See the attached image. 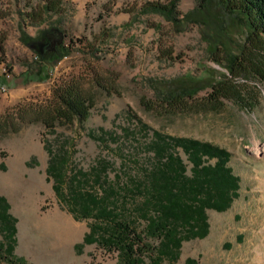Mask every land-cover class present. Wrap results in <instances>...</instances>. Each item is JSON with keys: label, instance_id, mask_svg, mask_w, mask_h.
I'll list each match as a JSON object with an SVG mask.
<instances>
[{"label": "rangeland", "instance_id": "374dc122", "mask_svg": "<svg viewBox=\"0 0 264 264\" xmlns=\"http://www.w3.org/2000/svg\"><path fill=\"white\" fill-rule=\"evenodd\" d=\"M53 1L55 7L46 11V0H0V84L7 88L0 89V196L18 220L15 254L31 264H122L119 251L84 243L93 220L76 218L57 196L47 174V147L67 152L68 174L84 173L80 184L110 196L143 230L136 208L141 195L131 179H144L154 162L152 139L159 131L228 150L240 187L227 210L207 209L205 237L184 240L175 261L146 256L145 264H186L188 258L197 264H264V78L250 74L238 52L244 48L248 61L264 60V46L236 37L233 52L242 66L233 77L224 48L216 54L221 63L213 59L201 25L175 26L146 8L172 0ZM200 1L179 0L177 15L196 10ZM52 28L62 33L70 52L54 57L46 80H29L25 72L38 52L21 40L22 31L34 42ZM222 73L232 82L223 94L206 88L176 105L154 87L163 79H220ZM66 89L84 101L86 118L64 102ZM178 153L190 174L188 155L182 148ZM105 161L101 181L96 175Z\"/></svg>", "mask_w": 264, "mask_h": 264}, {"label": "trees", "instance_id": "16d2710c", "mask_svg": "<svg viewBox=\"0 0 264 264\" xmlns=\"http://www.w3.org/2000/svg\"><path fill=\"white\" fill-rule=\"evenodd\" d=\"M178 1L172 0L168 4L151 2L146 8L161 14L175 26L189 22L201 25L203 37L208 42L213 59L221 63L222 59L216 54L220 48H224L229 57L226 61L228 74L233 77L241 74L237 69L240 64L239 55L233 52L238 46L235 38L242 36L246 40L250 37L264 46V0H201L196 10L181 18L177 15ZM55 3L56 1L46 0L45 10H52ZM211 5H215L213 11L210 10ZM224 16L232 20L223 21ZM21 40L28 45L33 43V37L26 31H22ZM69 48V45L62 44L59 54L37 50L38 60L36 64L28 66L25 72L27 79L46 80L54 57L68 54ZM238 52L245 55L242 59L244 63L248 62L247 71L264 78V60L256 56V59L249 58L248 61L244 48ZM222 74L224 78L220 79L204 77L194 80L191 76L163 79L157 81L154 87L166 102L176 105L183 98L192 97L206 88L223 94L224 85L229 87L232 82H226L228 75ZM207 80L210 81L201 84ZM71 90L66 89V93L61 95L64 102L70 110L86 118L84 101L76 91ZM178 148H182L188 155L192 164L190 174L187 164L178 153ZM47 149L50 155L47 174L50 179H54L57 196L68 205L76 218L93 220L91 231L86 234L84 243L98 242L105 249L119 251L122 264H145L146 256L153 262L161 261L164 256H169L171 261H175L179 257L184 240L203 238L208 234L207 209L227 210L239 192L240 180L228 165V150L208 141L175 137L155 131L151 146L154 162L146 169L144 179H131L136 183L133 185L141 195L136 208L145 226L140 230L136 219H129L119 208L116 209L114 202L110 201V196L88 190L80 184V176L84 173L80 171L79 175L73 176L68 174L67 152L54 150L52 145H48ZM209 159H215V162L208 163ZM106 162H103V170L96 172L98 180H106ZM9 208L7 199L0 196V226L3 227L6 238V242L0 243V264H31L15 254L18 220L9 212ZM153 240L159 243L155 245ZM186 264L197 262L188 258Z\"/></svg>", "mask_w": 264, "mask_h": 264}, {"label": "flooded vegetation", "instance_id": "af4514ba", "mask_svg": "<svg viewBox=\"0 0 264 264\" xmlns=\"http://www.w3.org/2000/svg\"><path fill=\"white\" fill-rule=\"evenodd\" d=\"M63 35L62 33L55 29L47 30L43 36L38 37L33 42L36 49L40 52H52L57 53L62 45Z\"/></svg>", "mask_w": 264, "mask_h": 264}, {"label": "built area", "instance_id": "2783aa9c", "mask_svg": "<svg viewBox=\"0 0 264 264\" xmlns=\"http://www.w3.org/2000/svg\"><path fill=\"white\" fill-rule=\"evenodd\" d=\"M65 57H66V56H65ZM0 89H1L2 91H4V92L7 91V88H6L5 86L1 85V84H0Z\"/></svg>", "mask_w": 264, "mask_h": 264}, {"label": "water", "instance_id": "95a60500", "mask_svg": "<svg viewBox=\"0 0 264 264\" xmlns=\"http://www.w3.org/2000/svg\"><path fill=\"white\" fill-rule=\"evenodd\" d=\"M30 45H31L32 47L36 48L35 45H34V43H31Z\"/></svg>", "mask_w": 264, "mask_h": 264}]
</instances>
